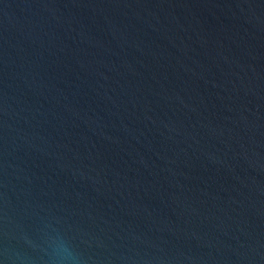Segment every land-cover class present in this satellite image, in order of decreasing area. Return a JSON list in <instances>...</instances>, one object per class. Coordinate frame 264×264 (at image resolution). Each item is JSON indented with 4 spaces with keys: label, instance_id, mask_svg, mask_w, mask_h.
<instances>
[{
    "label": "water",
    "instance_id": "obj_1",
    "mask_svg": "<svg viewBox=\"0 0 264 264\" xmlns=\"http://www.w3.org/2000/svg\"><path fill=\"white\" fill-rule=\"evenodd\" d=\"M0 264H264V0H0Z\"/></svg>",
    "mask_w": 264,
    "mask_h": 264
}]
</instances>
